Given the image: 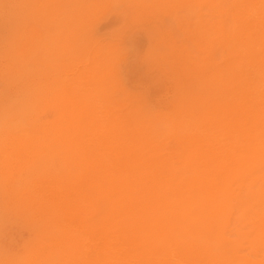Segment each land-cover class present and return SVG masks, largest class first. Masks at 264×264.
Here are the masks:
<instances>
[{"label": "rangeland", "instance_id": "obj_1", "mask_svg": "<svg viewBox=\"0 0 264 264\" xmlns=\"http://www.w3.org/2000/svg\"><path fill=\"white\" fill-rule=\"evenodd\" d=\"M38 1L0 0V264H264L240 0Z\"/></svg>", "mask_w": 264, "mask_h": 264}, {"label": "bare ground", "instance_id": "obj_2", "mask_svg": "<svg viewBox=\"0 0 264 264\" xmlns=\"http://www.w3.org/2000/svg\"><path fill=\"white\" fill-rule=\"evenodd\" d=\"M9 1V0H8ZM35 1H38V0H35ZM57 1V0H56ZM38 2H40V1H38ZM58 2V1H57ZM240 2H241V5H240V22H241V25H240V29H239V31H238V34H239V40L241 41V43L242 44H244L245 46H246V48H255L256 50H257V48L256 47H264V0H240ZM5 3V2H4ZM29 3V2H28ZM21 3H19V5H20ZM49 4V3H48ZM2 5V4H1ZM10 7H11V5H9ZM32 6H33V4H32ZM61 7H62V5H60ZM66 6V5H65ZM15 8H17V7H15ZM20 8V7H19ZM33 8V7H32ZM63 8L65 9V7H64V5H63ZM8 9V8H7ZM36 9H37V7H36ZM3 10H5V8L3 9ZM243 10H244V13H243ZM8 11V10H7ZM21 11V10H20ZM38 11V10H37ZM39 11H40V9H39ZM52 11V10H51ZM16 12V11H15ZM63 12V11H62ZM241 12H242V14H241ZM20 13H22V12H18V14H20ZM18 14H16V17H17V15ZM34 14V13H33ZM33 14H31V15H33ZM61 14V13H60ZM14 15V14H13ZM25 15V14H24ZM21 16V15H20ZM19 16V17H20ZM34 17H35V15H33ZM0 17H2V15L0 16ZM25 17V16H24ZM24 17H23V19H24ZM21 18V17H20ZM1 19V18H0ZM10 19V18H9ZM13 19V20H12ZM11 20H12V22L14 23V17L12 18ZM22 19V21H24ZM2 20H3V18H2ZM18 19H16V21H17ZM19 21V20H18ZM17 23V22H16ZM59 23H62V22H59ZM2 24V23H1ZM7 25H8V23H7ZM6 25V26H7ZM19 25V24H18ZM61 25V24H60ZM65 26L66 24L65 23H62V25L61 26ZM9 26V25H8ZM7 26V27H8ZM20 26V25H19ZM53 26V25H52ZM4 27V26H3ZM60 27V26H59ZM57 28V27H56ZM60 28H62V27H60ZM65 29V28H64ZM7 30V29H6ZM63 30V29H62ZM10 31V30H9ZM58 31V30H57ZM64 31V30H63ZM64 34H65V32H64ZM68 34V33H67ZM4 36V35H3ZM9 36H12V35H9ZM22 36V35H21ZM24 36V35H23ZM68 36V35H67ZM2 37V36H1ZM7 37V36H6ZM15 37V36H14ZM23 38V37H22ZM1 39V41H4V40H2V38H0ZM16 39H17V37H16ZM236 39H238L237 37H236ZM9 40V39H8ZM16 42V41H15ZM228 42V41H227ZM4 43H7V41L5 42L4 41ZM9 44H10V40H9V42H8ZM17 43V42H16ZM3 44V43H2ZM14 44V43H13ZM232 44V43H231ZM4 45V44H3ZM16 45V44H15ZM7 46V45H6ZM5 46V47H6ZM9 46V45H8ZM11 46L13 47L14 45H12L11 44ZM10 46V47H11ZM17 46V45H16ZM230 46H228L227 47V49L229 48ZM231 47H233V46H231ZM10 48H8L7 47V50H9ZM231 49V48H230ZM247 49V50H248ZM233 50V49H232ZM237 50V49H236ZM4 51H5V49H4ZM229 49L227 50V52L229 53ZM12 52V51H11ZM11 52H9L10 54H11ZM239 52H240V50H239ZM226 53V52H225ZM241 53H242V51H241ZM0 54H2V53H0ZM235 54V53H234ZM231 55V54H230ZM260 55V53L258 54V53H256V54H252V56H251V58L252 59H257V61H259L260 60V58L258 57ZM3 56V55H2ZM9 57V56H8ZM231 57V56H230ZM229 57V58H230ZM3 58V57H2ZM4 58H5V56H4ZM3 58V59H4ZM228 58V59H229ZM2 59V60H3ZM8 59V58H7ZM0 61H1V59H0ZM4 61V60H3ZM6 61V60H5ZM21 63H22V60L20 61ZM238 62V61H237ZM5 63V62H4ZM103 63H104V61H103ZM2 64V63H1ZM0 64V65H1ZM104 64H106V63H104ZM236 64V63H235ZM255 64V63H254ZM1 66H3V65H1ZM0 66V67H1ZM234 67H236L237 66V64L236 65H233ZM232 67V66H231ZM237 68V67H236ZM2 69H3V67H2ZM86 70V69H85ZM232 70V69H231ZM231 70H230V72H231ZM239 70V69H238ZM0 71H1V69H0ZM115 71V70H114ZM235 71V70H234ZM9 72V71H8ZM111 72V71H110ZM110 72H108V74H111L112 75V73H110ZM113 72V71H112ZM116 73V72H115ZM231 73H233L234 74V72H231ZM11 75V74H10ZM235 75H236V73H235ZM237 75H238V73H237ZM236 77V76H235ZM240 78V77H239ZM16 86V85H15ZM120 88V87H119ZM16 89V88H15ZM17 91V90H16ZM20 91V90H19ZM18 95V94H17ZM201 97V96H200ZM221 102V101H220ZM24 103V102H23ZM135 103V102H134ZM75 105V104H74ZM88 106V105H87ZM79 107H81L80 105H79ZM247 109L248 110H250L251 112H252V114H253V119H254V122H255V126H254V129L251 131V132H246V131H244V133L243 134H240L239 136H235L233 133V135L235 136H233V137H230V142H228L227 143V145H228V147H229V150H228V152L231 150V155H232V157H233V161H232V163L233 164H240L242 167H243V169H244V167L245 166H248V167H246L245 169L247 170V169H249L250 168V164H251V162H254V161H256V160H253V158H250L251 157V153H255V152H257L256 154H258L259 156H264V117H262V115H264V98H256V100H254V101H251V104H250V106H248L247 107ZM250 115V114H249ZM190 117V116H189ZM212 117V116H211ZM211 117H210V119H211ZM188 119V118H187ZM186 119V120H187ZM196 119V118H195ZM214 119H216L215 117H214ZM213 119V120H214ZM188 120H191V118L190 119H188ZM187 120V121H188ZM3 121V120H2ZM192 121V120H191ZM210 121H212V120H210ZM193 122H195V121H193ZM190 122L188 121V125H190L189 124ZM192 123V122H191ZM253 123V122H252ZM10 125V124H9ZM254 125V124H253ZM11 126V125H10ZM201 127V126H200ZM253 127V126H252ZM10 128V127H9ZM141 128V127H140ZM12 129H13V126H12ZM117 129V128H116ZM205 129V128H204ZM16 130H19V129H16ZM21 130V129H20ZM142 130V129H141ZM215 130H217V129H215ZM219 130V129H218ZM83 131V130H82ZM143 131V130H142ZM202 131L204 132V130L202 129ZM14 132V134H15V131H13ZM12 132V133H13ZM85 132V131H84ZM120 132V131H119ZM195 132H196V130H195ZM90 136H91V134L90 133H88ZM205 134H206V132H205ZM232 134H230V135H232ZM16 135H17V133H16ZM70 135V134H69ZM86 135H87V133H86ZM129 135V134H128ZM12 136H14V135H12ZM17 136H20V134L19 135H17ZM208 136V135H207ZM131 138V137H130ZM197 138V137H196ZM91 140V139H90ZM207 140H208V138H207ZM92 141V140H91ZM199 141V140H198ZM93 142V141H92ZM133 143V142H132ZM209 143V142H208ZM208 143H206V144H208ZM93 145V144H92ZM95 145V144H94ZM128 145V144H127ZM199 145H200V142H199ZM210 145V144H209ZM155 146V145H154ZM203 146V145H202ZM220 146V145H219ZM148 148H149V146H147ZM203 147H205V146H203ZM202 147V148H203ZM129 148V147H128ZM208 148V147H207ZM204 149V148H203ZM210 149V148H209ZM209 149H207V150H209ZM222 149V148H221ZM159 150V149H158ZM158 150H157V152H158ZM204 150H206V149H204ZM81 151V150H80ZM96 153V152H95ZM101 153V152H100ZM151 152H149V155H154V153H151ZM160 153V152H159ZM98 155V154H97ZM99 156V155H98ZM101 156V155H100ZM221 156V155H220ZM19 157L20 156H18V161L19 160H21V159H19ZM81 157V156H80ZM262 158H264V157H262ZM24 160H25V158H23ZM22 159V160H23ZM79 159V158H78ZM21 162V161H20ZM229 162V161H228ZM258 162V161H257ZM25 163V162H24ZM221 164V163H220ZM255 164H258V163H256L255 162ZM19 165H20V163H19ZM22 165V164H21ZM223 165L225 166L226 164L223 162ZM27 166V165H26ZM23 169V168H22ZM27 169V168H26ZM238 170V169H237ZM259 170H261L260 168H259ZM23 171V170H22ZM257 170H255V172H256ZM231 172V171H230ZM237 172V171H236ZM242 172V171H241ZM254 172V173H255ZM261 172H262V170H261ZM238 173V172H237ZM239 173H240V171H239ZM259 174H260V172H259ZM262 174V173H261ZM22 175H24V174H22ZM258 176H260V175H258ZM257 176V177H258ZM255 178V177H254ZM256 188V187H255ZM130 203V202H129ZM220 205H221V203H220ZM219 205V206H220ZM140 206V205H139ZM133 207V206H132ZM220 208H221V206H220ZM223 209V208H222ZM258 223V222H257ZM194 226V225H193ZM249 226H251V225H248V227ZM255 226H256V224H255ZM256 227H258V226H256ZM255 227V228H256ZM261 227V226H260ZM250 228V227H249ZM253 226H252V228L251 229H255ZM262 228H264V227H262ZM259 229V228H258ZM255 230H257V228L255 229ZM255 230H253V231H255ZM257 232H259V230H257ZM255 235V234H254ZM221 247V246H220ZM217 252V251H216ZM6 258V257H5Z\"/></svg>", "mask_w": 264, "mask_h": 264}]
</instances>
